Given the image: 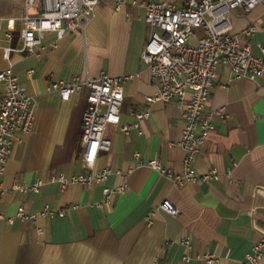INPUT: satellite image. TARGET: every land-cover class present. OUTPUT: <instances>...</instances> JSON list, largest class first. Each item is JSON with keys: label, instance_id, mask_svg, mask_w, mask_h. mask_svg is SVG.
<instances>
[{"label": "crops", "instance_id": "obj_1", "mask_svg": "<svg viewBox=\"0 0 264 264\" xmlns=\"http://www.w3.org/2000/svg\"><path fill=\"white\" fill-rule=\"evenodd\" d=\"M128 0L118 6L104 0L84 32L64 37L48 32L38 54L13 52L11 61L0 47V70L12 68L27 93L37 98L33 132H19L6 170L0 175V264H207L200 256H217L215 264H240L264 226V79H237L227 65L218 68V79L207 105L223 108L225 120L215 118L216 129L202 145L195 167L200 174L216 168L220 180L191 181L178 187L147 162L158 156L175 173L183 170L185 151L177 144L182 136V111L175 100L149 104L156 92L149 69L142 58L152 34L145 20L143 3ZM158 1V0H153ZM183 5L186 0H165ZM37 2L28 10L40 12ZM24 0H0V17L14 18L8 40L7 22L0 31V46L21 47ZM234 30L255 26L252 36L242 35L256 47L264 45V4L250 12L232 13ZM203 35L196 30L191 43ZM32 72V73H31ZM133 74L124 84L121 124H111L106 135L110 150H101L97 167L125 171L138 152L144 164L128 175L113 173L105 185L127 182L126 192L111 204L99 207L105 185L72 184L62 190L51 175L78 174L84 170L82 156L83 114L87 106L85 89L63 99L51 88L56 80L75 75L98 77ZM5 86L0 81V97ZM151 108V115L129 134L121 126L136 121L130 111ZM45 183L39 192L14 190L16 184ZM165 199L180 208L172 216L161 208ZM51 207L68 209L63 217L11 223L19 206L29 211ZM38 226L44 227L43 234ZM191 235L192 246L183 243ZM264 264V257L261 261Z\"/></svg>", "mask_w": 264, "mask_h": 264}, {"label": "built area", "instance_id": "obj_2", "mask_svg": "<svg viewBox=\"0 0 264 264\" xmlns=\"http://www.w3.org/2000/svg\"><path fill=\"white\" fill-rule=\"evenodd\" d=\"M40 1L41 9L37 15L28 10ZM104 0H24L25 14L19 18L21 29V47L0 46L3 56L11 61L13 52L38 54L43 45V39L48 32H57L59 37L80 30L84 32L95 17L98 5ZM118 6L126 5L128 0H115ZM264 0H186L183 5L158 0L143 3L145 20L152 28V34L142 52L156 92L146 98L149 104L157 101L169 102L175 100L182 111V136L174 144L185 151L183 170L175 173L165 167L160 158L155 156L148 165L161 175L172 178L178 187L187 182L200 180L210 182L220 180L221 175L216 168L200 174L195 161L202 145L216 129L215 118L225 120L227 114L223 108L208 110L207 105L218 79L220 65L229 66L232 75L237 78H248L257 81L264 79V45L256 47L242 39V35L252 36L255 26L236 32L232 21V13L236 9L250 12ZM9 31L6 37L12 39L11 31L15 27L14 18L0 17V31L4 22ZM201 29L203 35L197 43H191L196 30ZM32 73V72H31ZM133 74L111 76L102 73L98 77L75 75L71 80H56L51 84L63 99H70L73 95L87 89V106L83 114V166L84 170L78 174L66 172L53 173L51 181L58 182L64 190L72 184L81 186L105 185L110 175L118 173L130 174L136 166L144 164L140 154H134L127 170H114L112 167H97V160L101 150H110L112 141L107 137V127L111 124H121V109L124 102V84L133 79ZM0 81L5 86L4 94L0 97V175L6 170L13 146L18 140L17 134L33 132L36 120L37 98L26 91L20 77L15 74L12 64L0 70ZM130 114L136 118L135 122L121 126V130L129 134L131 129L141 127V121L151 115V108L131 110ZM45 183L42 178L32 185L16 184L14 190L21 192H39ZM127 182L103 188L104 199L98 202L99 207L111 204L113 198L128 190ZM161 208L178 216L181 210L169 199H165ZM68 209H57L50 205L39 211H29L19 206L15 216L8 218L13 223L15 219L21 221L45 220L56 216H65ZM38 232L45 229L38 226ZM260 237L256 240L240 264H261L264 257V226L259 229ZM187 247L192 246V236L183 238ZM207 264H215L217 256L206 252L200 256ZM190 256H185L188 264ZM159 264V263H155Z\"/></svg>", "mask_w": 264, "mask_h": 264}, {"label": "rangeland", "instance_id": "obj_3", "mask_svg": "<svg viewBox=\"0 0 264 264\" xmlns=\"http://www.w3.org/2000/svg\"><path fill=\"white\" fill-rule=\"evenodd\" d=\"M40 4V1L37 2L36 6Z\"/></svg>", "mask_w": 264, "mask_h": 264}]
</instances>
